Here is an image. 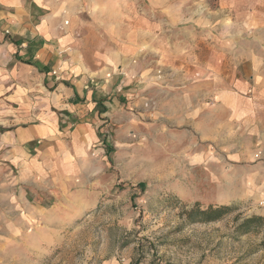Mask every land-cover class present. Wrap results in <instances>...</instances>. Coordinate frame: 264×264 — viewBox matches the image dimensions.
Returning <instances> with one entry per match:
<instances>
[{
  "label": "rangeland",
  "instance_id": "rangeland-1",
  "mask_svg": "<svg viewBox=\"0 0 264 264\" xmlns=\"http://www.w3.org/2000/svg\"><path fill=\"white\" fill-rule=\"evenodd\" d=\"M92 1L75 20L82 53L125 56L115 67L118 109L99 128L107 143L89 149L86 176L47 200L58 208L51 230L35 226L7 241L0 209V264H259V243L235 237L232 218L264 216V135L218 98L224 87L238 98L254 93L247 74L259 67L250 58L264 51L247 46L260 38L247 31V4ZM196 202L236 209L189 223L182 209Z\"/></svg>",
  "mask_w": 264,
  "mask_h": 264
},
{
  "label": "crops",
  "instance_id": "crops-1",
  "mask_svg": "<svg viewBox=\"0 0 264 264\" xmlns=\"http://www.w3.org/2000/svg\"><path fill=\"white\" fill-rule=\"evenodd\" d=\"M92 2L0 0V209L7 241H21L31 227L54 228L58 208L47 200L86 176L93 163L89 149L107 143L99 128L118 109L121 81L115 67L125 56L110 49L89 61L82 53L75 20ZM233 2L247 4L242 7L247 31L260 37L248 48L264 51V0ZM250 63L259 67L247 74L255 94L238 98L224 87L218 98L249 131L264 135V58ZM130 81L123 84L124 95L134 90ZM216 94L213 87L211 95ZM241 238L252 247L264 236ZM252 254H261L264 264V249Z\"/></svg>",
  "mask_w": 264,
  "mask_h": 264
},
{
  "label": "trees",
  "instance_id": "trees-1",
  "mask_svg": "<svg viewBox=\"0 0 264 264\" xmlns=\"http://www.w3.org/2000/svg\"><path fill=\"white\" fill-rule=\"evenodd\" d=\"M138 188L144 187L143 183L137 185ZM236 207L228 204H208L203 206L194 203L188 209H182L186 220L189 223H208L219 221L226 216L232 214ZM232 230L235 237H240L247 233H260L264 231V216L259 214H251L249 216H241L236 214L232 218ZM257 248L264 249V238L261 239Z\"/></svg>",
  "mask_w": 264,
  "mask_h": 264
},
{
  "label": "bare ground",
  "instance_id": "bare-ground-1",
  "mask_svg": "<svg viewBox=\"0 0 264 264\" xmlns=\"http://www.w3.org/2000/svg\"><path fill=\"white\" fill-rule=\"evenodd\" d=\"M181 109V108H180Z\"/></svg>",
  "mask_w": 264,
  "mask_h": 264
}]
</instances>
